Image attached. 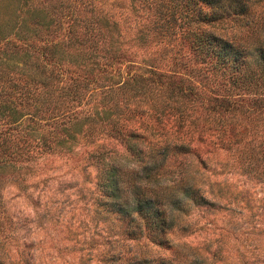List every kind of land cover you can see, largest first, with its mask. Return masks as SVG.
Wrapping results in <instances>:
<instances>
[{
  "label": "trees",
  "instance_id": "1",
  "mask_svg": "<svg viewBox=\"0 0 264 264\" xmlns=\"http://www.w3.org/2000/svg\"><path fill=\"white\" fill-rule=\"evenodd\" d=\"M255 12L231 38L207 28ZM256 139L264 159V0H0V188L39 155L91 146L93 227L110 215L124 223L102 224L101 263L174 264L116 245L167 247L177 216L235 199L241 191L208 179L199 148L249 159L259 177ZM0 221L8 237L1 200ZM0 243V264H18Z\"/></svg>",
  "mask_w": 264,
  "mask_h": 264
},
{
  "label": "rangeland",
  "instance_id": "2",
  "mask_svg": "<svg viewBox=\"0 0 264 264\" xmlns=\"http://www.w3.org/2000/svg\"><path fill=\"white\" fill-rule=\"evenodd\" d=\"M256 14L207 28L231 38L254 26ZM136 57L133 60L141 56ZM158 65L162 71L169 67ZM181 74L188 78L187 72ZM259 142L254 140L250 147V163L258 171L264 170ZM103 143L120 150L114 140ZM91 148L76 144L70 153L39 155L29 162L24 178L3 182L0 200L14 222L8 237L2 236L6 230L0 232L8 260L20 264V256L29 264H103L101 258L109 244L105 229L100 230L102 224L116 230L124 223L110 215L109 222L93 227L89 198L93 194L89 192L93 190L94 170L86 160ZM199 152L211 170L208 179H224L229 187L241 192L235 199L220 200L223 208L196 207L177 216L176 224L166 233L167 247L140 237L124 240L116 249L124 257L164 258L174 264H264V174L253 176L255 172L246 168L249 159L239 161L230 150L200 146ZM3 226L0 221V229Z\"/></svg>",
  "mask_w": 264,
  "mask_h": 264
}]
</instances>
